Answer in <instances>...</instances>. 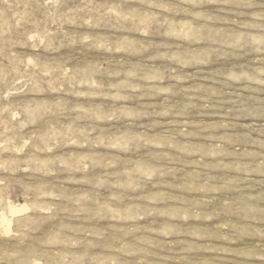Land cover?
Wrapping results in <instances>:
<instances>
[{"label": "rangeland", "instance_id": "374dc122", "mask_svg": "<svg viewBox=\"0 0 264 264\" xmlns=\"http://www.w3.org/2000/svg\"><path fill=\"white\" fill-rule=\"evenodd\" d=\"M0 264H264V0H0Z\"/></svg>", "mask_w": 264, "mask_h": 264}, {"label": "bare ground", "instance_id": "6f19581e", "mask_svg": "<svg viewBox=\"0 0 264 264\" xmlns=\"http://www.w3.org/2000/svg\"><path fill=\"white\" fill-rule=\"evenodd\" d=\"M12 210H15L14 208H12ZM4 222H7V220H4Z\"/></svg>", "mask_w": 264, "mask_h": 264}]
</instances>
